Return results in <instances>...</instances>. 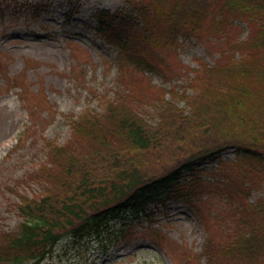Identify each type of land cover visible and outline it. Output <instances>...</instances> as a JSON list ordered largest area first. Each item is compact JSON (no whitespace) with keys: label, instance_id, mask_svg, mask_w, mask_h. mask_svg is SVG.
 <instances>
[{"label":"trees","instance_id":"1","mask_svg":"<svg viewBox=\"0 0 264 264\" xmlns=\"http://www.w3.org/2000/svg\"><path fill=\"white\" fill-rule=\"evenodd\" d=\"M124 2L114 12L95 10V31L116 47L118 60L126 56L136 66L144 82L147 71L164 72L160 49L177 45L180 35L224 37L233 52L213 64L201 60L186 86L147 84L144 97L158 117L155 124L117 90L101 112L65 117L70 132L63 144L43 136L45 163L27 174L42 191L17 194L12 206L20 222L15 230L0 232L2 264H40L63 238L97 237L124 213L137 217L149 205L194 196L200 165L229 148H235L239 174L251 171L264 183V0ZM237 22L247 27L243 39L235 36L241 28ZM4 65L0 60L1 71ZM74 75L82 81L83 72ZM13 82L26 89L17 77ZM155 88L169 98L147 95ZM233 197L236 228L229 233L227 224L217 239L205 241L209 264H264V195L254 203ZM149 231L158 240L166 237L160 229Z\"/></svg>","mask_w":264,"mask_h":264},{"label":"rangeland","instance_id":"2","mask_svg":"<svg viewBox=\"0 0 264 264\" xmlns=\"http://www.w3.org/2000/svg\"><path fill=\"white\" fill-rule=\"evenodd\" d=\"M0 3V60L5 64L2 71L0 68V232L15 230L20 222L12 206L18 201V193L35 195L42 191L37 182L27 179V174L45 163L43 136L58 144L67 140L70 128L65 117L89 108L100 111L106 99L119 90L155 124L156 114L144 97L148 85L186 86L201 60L213 64L218 57L233 52V45L230 47L224 37L207 33L201 38L180 35L177 45H163L160 49L164 72L147 71L149 79L144 82L135 73L136 66L133 68L126 56L118 60L116 47L95 33L93 12L100 8L115 11L124 6L123 0ZM33 6L40 8L37 13ZM237 24L241 28L235 36L244 38L247 28L241 22ZM75 58L80 61L77 65ZM71 67L75 69L71 71ZM81 71L82 80L88 81L84 86L77 84L82 81L74 75ZM14 77L24 81L26 89L16 87ZM160 94L168 99L166 91L156 88L147 95ZM42 98L44 103L38 104ZM178 104L185 107L181 100ZM234 155L235 150L230 148L219 160L200 165V187L194 196L150 207L137 217L125 213L97 237L79 242L63 238L40 264H209L205 241L217 239V233L227 224L229 233L236 228L230 216L237 202L233 203L235 198L229 196L251 202L264 192L259 175L252 176L248 170L239 174ZM187 201L196 207L186 206ZM150 229L162 230L167 238L156 239Z\"/></svg>","mask_w":264,"mask_h":264}]
</instances>
